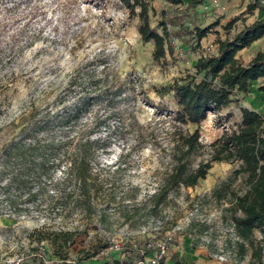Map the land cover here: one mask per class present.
I'll list each match as a JSON object with an SVG mask.
<instances>
[{
  "label": "rangeland",
  "instance_id": "374dc122",
  "mask_svg": "<svg viewBox=\"0 0 264 264\" xmlns=\"http://www.w3.org/2000/svg\"><path fill=\"white\" fill-rule=\"evenodd\" d=\"M181 1L185 6L189 0ZM204 1L196 7L193 25L212 28L200 45L190 36L172 37V50L154 61L152 42L141 40L138 20L117 0H0V264H61L46 242H36L43 227L77 230L90 250L107 244L79 264H111L112 259L146 264L159 245L166 249L161 262L202 248L218 264L234 263L232 197L218 201L212 192L232 177L237 164L212 163L194 187L171 186L168 175L178 163L193 171L209 162L210 144L236 130L240 108L264 116V94L258 91L264 79L251 82L248 92L236 94L221 112L208 113L198 126L175 122L176 106L162 88L194 75L202 47L214 44L212 55L217 40L263 18L264 0H222L224 13L204 11ZM171 10L166 0H152L150 27L161 34L160 23ZM177 50L185 53L183 59ZM263 50L260 38L236 57L246 63ZM85 96L100 100L65 134L75 141L65 151L75 154L81 138L98 141L82 152L93 171L88 192L82 196L70 182L69 194L60 198L54 186L59 173L54 180L30 175L22 187L9 186L19 162L8 155L25 136L23 129ZM195 130L200 146L181 159L184 140ZM246 188L240 176L229 190L241 195ZM114 246L120 250L110 249ZM249 256L250 251L243 264ZM73 259L69 253L65 261Z\"/></svg>",
  "mask_w": 264,
  "mask_h": 264
},
{
  "label": "trees",
  "instance_id": "16d2710c",
  "mask_svg": "<svg viewBox=\"0 0 264 264\" xmlns=\"http://www.w3.org/2000/svg\"><path fill=\"white\" fill-rule=\"evenodd\" d=\"M117 1L126 8L130 18L138 20L137 31L141 40L145 43L152 42L154 61L164 59L172 50V37L190 36L199 46L212 28L193 25L196 7L202 0H189L185 6L181 0H166L172 10L160 23L161 34L150 27L149 11L152 0ZM255 6L253 4L250 10ZM186 23L192 28L186 26ZM263 37L264 17L229 38L217 40V52L199 58L193 66V76L175 80L163 87L162 91L171 94L176 106L173 113L175 122L198 126L208 113L221 112L234 101L236 94L248 92L251 82L264 79V50L257 52L247 63L236 57L239 51ZM71 84L75 85L76 82ZM261 84L258 91L264 94V81ZM97 99L100 100L99 96H85L76 105L62 107L52 114L31 120L29 126L23 129L25 136L11 147L8 155L9 159L13 157L19 162L15 173L9 179V186L22 187L30 175L39 180H54V176L59 173L60 179L55 181L54 186L60 198L69 194L65 186L70 182H74L76 190H80L82 196L87 193V179L93 171L82 152L87 148L97 147L98 141L90 138L77 140V152L70 156L65 150L75 141L65 134L69 133L72 125L81 119L85 109ZM240 117L241 121L236 130L225 131L210 144L209 162L202 163L193 171H189L185 163H178L169 172L168 182L174 187H194L200 179L205 178L212 163L219 161L237 164L232 177L216 188L212 195L218 201L232 197L230 210L233 213L232 225L237 239L234 243L236 258L233 264H243L249 251L248 264H264V116L250 109L240 108ZM198 140L199 132L195 130L184 140L186 150L181 159H188L193 154L200 146ZM240 176L244 178L247 188L244 194L236 195L229 188ZM237 213L241 216H237ZM36 232V242H46L51 254L62 260L61 264L88 262L107 248V244H104L96 245L90 250L77 230H50L43 227ZM255 232L260 235L259 239L255 238ZM79 246L81 248L76 252ZM69 253H74L75 259L66 263ZM173 261L180 264L176 257H173ZM111 264L122 263L112 259Z\"/></svg>",
  "mask_w": 264,
  "mask_h": 264
},
{
  "label": "built area",
  "instance_id": "2783aa9c",
  "mask_svg": "<svg viewBox=\"0 0 264 264\" xmlns=\"http://www.w3.org/2000/svg\"><path fill=\"white\" fill-rule=\"evenodd\" d=\"M201 6H202L204 11L208 10V8H209V9H212V10L218 12V13L226 12V6L222 2V0H207V1H204ZM214 47H215L214 44H211V43L207 44L206 47H202L203 51L201 52L199 58H201V57L204 58V57L208 56L209 55L208 53L210 51H213ZM177 55L180 59H183L185 57V53L182 50H177ZM110 249H114L116 251L120 250V248L118 246H114L113 248H110ZM165 250L166 249H165L164 245H159L155 256L150 258L146 262V264H161V259L165 256Z\"/></svg>",
  "mask_w": 264,
  "mask_h": 264
},
{
  "label": "crops",
  "instance_id": "0c3cea01",
  "mask_svg": "<svg viewBox=\"0 0 264 264\" xmlns=\"http://www.w3.org/2000/svg\"><path fill=\"white\" fill-rule=\"evenodd\" d=\"M177 259H178L177 261L180 264H218L219 263L216 262V260H214L213 258H211V256H209L206 250L202 248L191 249V252L183 255L180 254ZM163 264H176V262L171 259H166L163 261Z\"/></svg>",
  "mask_w": 264,
  "mask_h": 264
}]
</instances>
